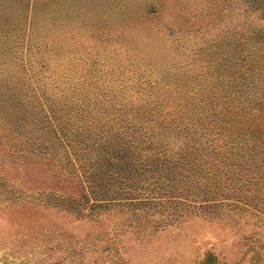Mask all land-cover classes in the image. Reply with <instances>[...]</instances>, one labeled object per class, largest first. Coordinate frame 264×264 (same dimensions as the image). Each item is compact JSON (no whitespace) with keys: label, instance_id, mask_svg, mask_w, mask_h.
Wrapping results in <instances>:
<instances>
[{"label":"rangeland","instance_id":"1","mask_svg":"<svg viewBox=\"0 0 264 264\" xmlns=\"http://www.w3.org/2000/svg\"><path fill=\"white\" fill-rule=\"evenodd\" d=\"M263 9L264 0H0V76L16 80L5 97L20 112L32 80L59 92L160 89L194 74L202 49L239 54ZM6 117L4 133L20 144L24 130ZM22 170L0 188V264H264V214L169 222L111 209L88 220L46 201L56 183L35 166Z\"/></svg>","mask_w":264,"mask_h":264},{"label":"trees","instance_id":"2","mask_svg":"<svg viewBox=\"0 0 264 264\" xmlns=\"http://www.w3.org/2000/svg\"><path fill=\"white\" fill-rule=\"evenodd\" d=\"M261 37L264 26L246 29L239 54L202 49L194 74L160 89L59 92L32 80L22 112L5 97L15 77L0 76V188L32 164L56 183L46 201L83 219L111 209L169 222L264 214ZM4 113L10 131L24 130L20 144L4 133Z\"/></svg>","mask_w":264,"mask_h":264}]
</instances>
